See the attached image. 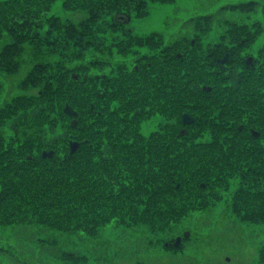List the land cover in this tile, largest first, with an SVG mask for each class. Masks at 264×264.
<instances>
[{
    "label": "trees",
    "instance_id": "obj_1",
    "mask_svg": "<svg viewBox=\"0 0 264 264\" xmlns=\"http://www.w3.org/2000/svg\"><path fill=\"white\" fill-rule=\"evenodd\" d=\"M54 1L0 0V66L19 72L29 64L19 80L22 87L32 86L29 92L0 101V220L9 228L35 224L45 231L33 246L39 249L34 253L37 259H83L85 254L64 238L49 241L58 231L98 236L100 226L111 221L125 226L123 232L138 246L176 248L183 239L177 245L170 242L185 218L217 203L220 183L225 187L236 183L224 200L230 212L240 219L263 221L264 150L243 144L233 131L231 113L222 134L217 104L224 90L221 81L264 80L263 48L253 64L234 70L236 55L246 60L236 35L259 33L264 26L225 19L228 26L220 31L221 43L198 41L196 36L202 33L196 30L195 40L188 43L180 33L165 50H140L132 59L138 66L94 74L83 72L82 63L69 64L79 47L85 51L84 35L96 34L106 23L116 24L115 13L140 11L145 0H62L64 9L84 14L77 22L50 13ZM257 9L264 13V1L230 2L217 12ZM215 14L191 18L203 28L202 23L210 24ZM239 35L247 36L246 41L252 36ZM95 46L103 47L104 42ZM148 46L153 49L154 44ZM221 52H228L225 62L217 60ZM2 86L0 79V97ZM235 96L226 95L229 100ZM66 101L78 110L74 125L64 110ZM184 110L194 112L196 119L187 132H180ZM152 114L159 116L158 125L145 132L141 119ZM62 120L74 131L72 138L80 140L73 151L51 137V126ZM51 146L53 153L42 155L40 150ZM59 151L63 154L58 156ZM27 250L32 254L23 257L10 252L21 264H31L28 259L34 262V254L31 247ZM45 251L48 257L40 254ZM260 254L264 260V243Z\"/></svg>",
    "mask_w": 264,
    "mask_h": 264
},
{
    "label": "rangeland",
    "instance_id": "obj_2",
    "mask_svg": "<svg viewBox=\"0 0 264 264\" xmlns=\"http://www.w3.org/2000/svg\"><path fill=\"white\" fill-rule=\"evenodd\" d=\"M236 1L239 0H145L140 11H135L134 8L126 9L131 15L129 21L121 22L120 20V22H117L115 13L113 20L116 24L106 23V25L101 26V30H98L96 34L86 33L83 41L87 45L85 51H82L79 47V50H76L79 52L69 64L82 63L80 68L87 73L90 71V73L96 74V71H99L113 74L118 67L121 69L122 67L131 68L133 65L138 66L137 62H132V59L140 50L148 52L156 49L160 52L161 49H167L171 40L180 33L186 35L183 41L189 43L195 40L193 36L195 34L192 32L196 30L202 33L200 38L195 35L198 41L201 39L209 41L210 43L207 44L212 46L218 44L215 41L221 43L220 31L228 26L225 19L235 21L238 24L259 22L264 26L262 9L248 13L229 10L227 12H217L223 4ZM49 10L50 13L62 15L63 18L76 22L84 15L78 10L64 9L62 0H55ZM209 12L216 13L215 20L210 24L207 22L202 23L203 28L196 26L199 20L191 17ZM223 15L227 18H223ZM239 34L252 35L247 40L251 45L247 46L246 50L264 49V27L259 33L241 32L237 35ZM91 37H93L92 44L89 42ZM150 40L153 41L154 46L148 43ZM101 42H104L103 47L95 46ZM148 45H152L153 49ZM223 53L221 52L218 55ZM141 55H139L138 60L142 59L140 58ZM236 59L242 60L240 55H236ZM224 65L227 66V63ZM26 67L28 69L29 64ZM235 69L236 64L234 65ZM25 70L7 72L0 66V79L3 84L0 101H4L5 98H9L14 93L29 92L31 90L32 86H20L19 79L24 75ZM234 80L236 79L226 81ZM110 81L114 84L116 77ZM203 85L210 86L206 83H203ZM158 119L157 114L144 116L141 119L142 130L148 132L156 127ZM65 120L54 123L51 126L52 128L50 127V133L52 138L58 137L59 142L69 147V139L73 137L71 133H74V131L72 129L68 130ZM68 121L71 125L76 124L72 123V116L69 117ZM181 128L183 126H179V131ZM185 129L187 132L188 129L186 127ZM210 129L211 126L207 124L205 130L210 131ZM52 148L54 149V147ZM62 154L63 152H58V156ZM234 186H236V183L230 184L228 187L220 183L221 194L217 198V203L209 204L204 209H196L191 217L185 218L182 230H178V233L182 234V244L176 248L165 247L163 249L159 245L149 247L141 244H139V247L136 240L128 239L129 235L123 232L125 226L111 221L100 226L98 236L89 235L90 233L86 231H84L85 234L77 235L76 232L60 230L61 232L58 231L49 241V244H52L59 241L60 237L64 238L70 247L77 248L85 254L83 259L63 260V258L56 256H50L49 259H37L38 256L34 253H37L39 249L37 247L33 248V246L37 243V235H43L45 231L35 224L26 226L17 224L11 225L9 228V224L0 220V247L4 246L6 248L0 250V261L6 264H21V259L10 250L18 252L21 256L24 253L31 255L32 252L27 250L31 247L35 260L33 262L28 259L31 264H42L36 261L49 262L50 264H58L56 263L58 261L74 264H264V260L260 259L261 246L264 243V220L249 221L240 219L229 211L224 200L231 194L232 189H235ZM52 228L54 227H49V229ZM185 229H189L187 235L184 234ZM51 231L55 233L54 230ZM175 236L170 243H173ZM18 248L22 253L17 250ZM25 250L27 252H23ZM40 254L46 257L49 256L46 251L40 252Z\"/></svg>",
    "mask_w": 264,
    "mask_h": 264
},
{
    "label": "flooded vegetation",
    "instance_id": "obj_3",
    "mask_svg": "<svg viewBox=\"0 0 264 264\" xmlns=\"http://www.w3.org/2000/svg\"><path fill=\"white\" fill-rule=\"evenodd\" d=\"M236 37L239 38L240 53H243L246 59L244 61H237L235 70L240 71L247 64H253L254 60H258L255 55L260 52V49L246 50L247 46L251 45L250 42L246 41L247 36L236 35ZM225 53L218 55L217 60L224 56ZM219 62H225V60ZM219 85L224 88L221 92L222 95L218 98L217 104L220 120L223 122L221 133L226 132L225 126L228 124L229 114L231 113L233 131L242 139L243 144L257 152L264 150V80L252 81L250 79L240 80L237 78L234 81H221ZM231 92L236 94L233 100H229L226 97ZM184 111H189L194 116L192 121L185 123L182 120V124L180 125V127L183 126V128L189 129L192 123L195 122L196 117L191 110ZM205 132V136L207 137L212 133L209 130H205Z\"/></svg>",
    "mask_w": 264,
    "mask_h": 264
},
{
    "label": "water",
    "instance_id": "obj_4",
    "mask_svg": "<svg viewBox=\"0 0 264 264\" xmlns=\"http://www.w3.org/2000/svg\"><path fill=\"white\" fill-rule=\"evenodd\" d=\"M116 19L127 22L130 20V15L129 14H124V13H118L116 15ZM228 57V53L226 52L224 56L218 58L219 61H224L226 60ZM64 110L66 112H68L71 116H72V123H76L77 120V114H78V110L75 109L72 104L69 101H66L64 104ZM194 119V116L189 112V111H183L182 113V120L183 122L187 123L190 122ZM181 132L185 131V128H182L180 130ZM80 143L79 139L76 138H70L69 139V147L70 150L73 151L75 150L78 145ZM54 149L53 148H44L42 150V155H51L53 153ZM189 233V229H185L184 234L187 235ZM182 239V234H176L174 240H173V244L177 245L180 243Z\"/></svg>",
    "mask_w": 264,
    "mask_h": 264
}]
</instances>
